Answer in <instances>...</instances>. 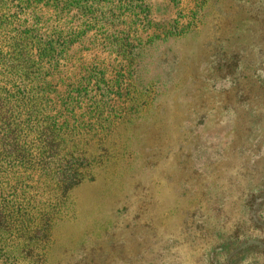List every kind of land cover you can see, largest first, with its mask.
<instances>
[{
  "label": "rangeland",
  "instance_id": "1",
  "mask_svg": "<svg viewBox=\"0 0 264 264\" xmlns=\"http://www.w3.org/2000/svg\"><path fill=\"white\" fill-rule=\"evenodd\" d=\"M144 1L164 33L135 73L154 104L102 141L108 169L27 264H264V0Z\"/></svg>",
  "mask_w": 264,
  "mask_h": 264
},
{
  "label": "trees",
  "instance_id": "2",
  "mask_svg": "<svg viewBox=\"0 0 264 264\" xmlns=\"http://www.w3.org/2000/svg\"><path fill=\"white\" fill-rule=\"evenodd\" d=\"M127 1L130 17L99 28L96 7L121 0H0V264L52 242L57 214H75L77 190L108 169L102 141L154 104L156 82L144 93L135 73L164 33L144 0ZM89 137H102L95 151Z\"/></svg>",
  "mask_w": 264,
  "mask_h": 264
}]
</instances>
